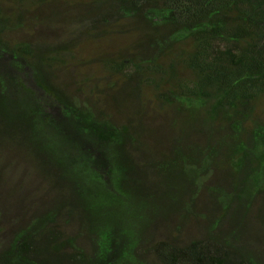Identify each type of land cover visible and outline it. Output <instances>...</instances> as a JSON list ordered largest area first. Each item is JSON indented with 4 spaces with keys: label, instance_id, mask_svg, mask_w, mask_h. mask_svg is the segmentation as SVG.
Here are the masks:
<instances>
[{
    "label": "trees",
    "instance_id": "trees-1",
    "mask_svg": "<svg viewBox=\"0 0 264 264\" xmlns=\"http://www.w3.org/2000/svg\"><path fill=\"white\" fill-rule=\"evenodd\" d=\"M7 162L55 201L0 264H264V0H0Z\"/></svg>",
    "mask_w": 264,
    "mask_h": 264
},
{
    "label": "rangeland",
    "instance_id": "rangeland-1",
    "mask_svg": "<svg viewBox=\"0 0 264 264\" xmlns=\"http://www.w3.org/2000/svg\"><path fill=\"white\" fill-rule=\"evenodd\" d=\"M113 115L121 122H128L130 117L116 109ZM146 116H150V130L144 135L148 142H153L154 135L156 136L159 131L163 135L173 136V120L177 119L174 110L161 107H155L154 110L149 108ZM5 165L4 170L0 172V214L3 220L0 221V230L3 226V230L9 225L12 226L18 220H21V223L19 222L11 231H0V245L10 243L15 230L23 225L31 214L46 210L54 205L55 201L54 191L48 186L47 179L33 169L31 163L24 165L7 162ZM9 217L10 220H8ZM70 233L74 236L77 234L75 229ZM82 241L85 243L84 239ZM86 245L89 244L86 243Z\"/></svg>",
    "mask_w": 264,
    "mask_h": 264
}]
</instances>
